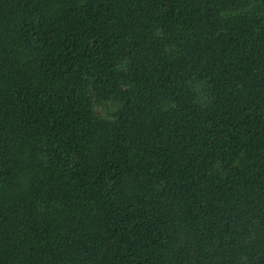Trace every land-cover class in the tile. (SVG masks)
Here are the masks:
<instances>
[{
  "label": "trees",
  "instance_id": "1",
  "mask_svg": "<svg viewBox=\"0 0 264 264\" xmlns=\"http://www.w3.org/2000/svg\"><path fill=\"white\" fill-rule=\"evenodd\" d=\"M0 264H264V0H0Z\"/></svg>",
  "mask_w": 264,
  "mask_h": 264
}]
</instances>
